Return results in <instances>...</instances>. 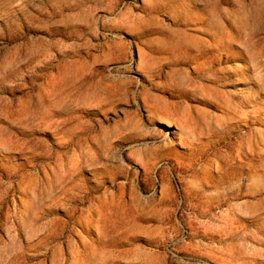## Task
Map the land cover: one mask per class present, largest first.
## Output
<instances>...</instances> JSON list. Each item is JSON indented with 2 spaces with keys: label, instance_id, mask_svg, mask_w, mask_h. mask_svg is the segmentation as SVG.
I'll use <instances>...</instances> for the list:
<instances>
[{
  "label": "rangeland",
  "instance_id": "1",
  "mask_svg": "<svg viewBox=\"0 0 264 264\" xmlns=\"http://www.w3.org/2000/svg\"><path fill=\"white\" fill-rule=\"evenodd\" d=\"M0 264H264V0H0Z\"/></svg>",
  "mask_w": 264,
  "mask_h": 264
}]
</instances>
